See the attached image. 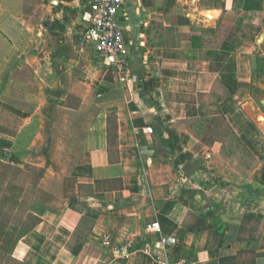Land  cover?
<instances>
[{"label":"crops","instance_id":"crops-1","mask_svg":"<svg viewBox=\"0 0 264 264\" xmlns=\"http://www.w3.org/2000/svg\"><path fill=\"white\" fill-rule=\"evenodd\" d=\"M90 1L0 0V190L30 213L9 260L264 264V0H124L126 82Z\"/></svg>","mask_w":264,"mask_h":264},{"label":"built area","instance_id":"built-area-1","mask_svg":"<svg viewBox=\"0 0 264 264\" xmlns=\"http://www.w3.org/2000/svg\"><path fill=\"white\" fill-rule=\"evenodd\" d=\"M124 0H91L89 3L86 20L87 34L97 52L106 60L108 67L116 75L120 82L128 80L127 41L123 30L118 23V12L122 8ZM149 229H160L158 222L150 224ZM163 242H167L163 238ZM109 238L105 236V244H109ZM117 253L123 257L129 255L127 246H121ZM162 264H187L185 261L170 263L163 261Z\"/></svg>","mask_w":264,"mask_h":264},{"label":"rangeland","instance_id":"rangeland-1","mask_svg":"<svg viewBox=\"0 0 264 264\" xmlns=\"http://www.w3.org/2000/svg\"><path fill=\"white\" fill-rule=\"evenodd\" d=\"M263 88V89H262ZM253 91L256 93V95L264 98V64L260 65L259 63L256 62L255 64V84L253 85ZM214 110V108H211V111ZM200 121L194 122L192 121L191 123L189 122L190 125L192 126H205L207 125L208 119H204L202 124H200ZM212 123V122H211ZM217 122H214L216 124ZM209 128V127H208ZM208 128L203 130V135L205 136H211L212 134L210 132H207ZM230 134H227L229 136ZM231 138H228L230 140ZM227 140V141H228ZM233 143H235V139H232ZM233 152V149H225L221 151V153L217 154L218 157L223 156V158L227 157L230 153ZM247 153L245 150H241V153H239V157H245L243 155H246ZM237 156V155H236ZM223 163V164H221ZM214 164H211V167ZM220 166V168L225 170L226 177H229L232 179V174H228L229 172H232L231 168L232 163L227 164L225 161L222 160H217L216 166ZM229 167V168H228ZM237 167V166H236ZM217 169V168H216ZM214 169V170H216ZM214 171L213 169H211ZM216 171H220L216 170ZM217 172V173H218ZM224 174V176H225ZM227 179V178H226ZM234 181V180H233ZM233 181H224L226 188H231L234 186L231 185L233 184ZM244 180L242 181H235V185L238 186L237 190H243V184ZM231 185V186H230ZM229 199H232L231 197H228ZM18 199H16L13 196H10L8 194H2L0 196V254L2 256V259H0L1 264H17L11 260H9L10 255L8 253L11 250V247L13 243L16 241L17 236L23 231V227H20L23 223L26 222L28 216L30 213H28L29 205H27L26 202H21L17 203ZM239 200V197H236V201ZM19 202V200H18ZM25 225V224H24ZM7 257V258H6ZM6 258V259H3Z\"/></svg>","mask_w":264,"mask_h":264},{"label":"trees","instance_id":"trees-1","mask_svg":"<svg viewBox=\"0 0 264 264\" xmlns=\"http://www.w3.org/2000/svg\"><path fill=\"white\" fill-rule=\"evenodd\" d=\"M256 62L257 63H259L260 65H263L264 64V57L263 56H260V55H257L256 56ZM0 156L1 157H6L7 156V152L6 151H4V150H0ZM1 189V188H0ZM5 190V189H4ZM7 194V192H5V191H2V190H0V196L2 195V194ZM12 261L13 262H15V263H17V264H22V263H20L19 261H16V260H13L12 259ZM1 264V263H0Z\"/></svg>","mask_w":264,"mask_h":264}]
</instances>
